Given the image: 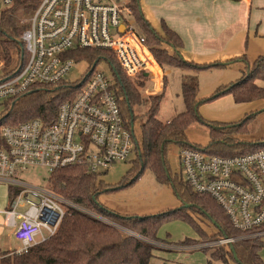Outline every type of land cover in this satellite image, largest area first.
Here are the masks:
<instances>
[{
	"label": "built area",
	"instance_id": "obj_1",
	"mask_svg": "<svg viewBox=\"0 0 264 264\" xmlns=\"http://www.w3.org/2000/svg\"><path fill=\"white\" fill-rule=\"evenodd\" d=\"M16 2L29 3L32 13L20 35L22 57L8 68L0 56V114L35 84L68 81L73 65L84 62L68 54L80 48L111 52L133 82L150 78L159 65L145 36L130 20L133 12L127 0H0V12ZM97 63L75 82L79 89L61 102L52 123L30 118L0 126V179L17 189L9 208L2 211L9 235L20 242L12 254L25 253L53 236L68 206L86 210L50 186L27 182L20 173L35 165L51 173L79 164L101 174L134 154V135L113 88L114 80L97 69ZM180 165L191 188L215 199L242 232L217 240L220 244L264 234V143L233 155L184 146Z\"/></svg>",
	"mask_w": 264,
	"mask_h": 264
},
{
	"label": "trees",
	"instance_id": "obj_2",
	"mask_svg": "<svg viewBox=\"0 0 264 264\" xmlns=\"http://www.w3.org/2000/svg\"><path fill=\"white\" fill-rule=\"evenodd\" d=\"M129 5L133 15L141 23L145 31V34H141L145 36L160 66L177 65L189 72L182 79L185 110L169 121L159 119L157 112L162 95L144 98L141 102L138 90L124 73L115 56L107 50L97 48L71 51L68 56L90 64L108 56L114 73L113 88L136 143L134 165L120 184L114 187L105 183L101 178L102 173L91 172L84 165L75 164L55 169L48 178L51 189L86 210L68 206L59 229L53 236L22 254L4 252L0 259L1 264H149L154 246L125 230L159 238V228L167 218L192 221L189 210L204 215L217 229L216 236L212 238L214 241L242 234L232 225L230 218L215 199L194 191L182 175L173 176L167 158L171 145L180 148L195 147L219 155H233L254 150L264 143V140L247 142L237 138L247 121L258 112L246 115L237 123L208 122L200 115L198 110L201 102L197 100L198 74L201 70L238 63L242 76L236 81L220 86L213 97L228 93L237 103L264 101V55H259L252 62L246 54L228 62L197 63L187 60L181 53L183 41L175 30L162 21L159 33L144 17L139 0H130ZM31 13L30 4L25 2H16L12 7L0 12V56L10 68L15 66L11 64L22 57L24 52L20 35L28 26L26 19ZM78 89L76 83L66 80L56 84H35L29 91L7 104L5 112L0 114V126L18 124L30 118H40L45 124H50L56 118L61 102L71 99ZM140 104L144 105L146 117L145 120L141 117L138 121L134 107ZM194 121L207 123L210 128V141L205 146L190 142L187 136V128ZM136 122L139 123L141 139H138L135 131ZM146 168H150L159 181L172 185L175 195L181 201L180 208L158 215H129L104 206L98 200L103 191L132 184ZM8 188L9 198H13L17 189L10 186ZM103 217L127 229L123 230L103 220ZM218 245L222 247L219 257L225 261L232 259L236 264H264L260 255V250L264 247L261 236Z\"/></svg>",
	"mask_w": 264,
	"mask_h": 264
},
{
	"label": "rangeland",
	"instance_id": "obj_3",
	"mask_svg": "<svg viewBox=\"0 0 264 264\" xmlns=\"http://www.w3.org/2000/svg\"><path fill=\"white\" fill-rule=\"evenodd\" d=\"M127 1L129 2L130 0ZM139 4L147 21L161 33L162 18H158L156 22L158 26H154L145 14L144 6L164 5L156 0H139ZM259 12L264 14V8H261ZM152 13L158 15V12L155 10ZM257 13L258 10L254 12V16ZM130 20L140 33L145 34L141 23L134 15L131 16ZM261 22H263L261 26L264 27V18L259 14L256 17V23L260 24ZM246 46H248V43H246ZM109 53L112 54L111 52ZM246 54L249 58L248 52ZM250 56H253V52H250ZM17 61L18 59L11 65L16 64ZM91 66L89 62L85 61L75 63L67 76L68 81L72 83L81 81ZM7 67L10 68V65ZM96 68L104 71L110 78L114 77L112 65L108 58L99 60ZM163 69L166 77L163 78L162 92L152 94L150 93L151 90L144 86L142 80H135L134 82L130 80L138 90L142 100L141 102H143L144 98L162 95L157 117L163 121H169L185 110V103L182 97V79L189 72L177 65L171 64H164ZM198 76L199 92L197 100L201 102L198 111L205 120L208 122L237 123L246 115L258 112L247 121L243 129L239 131L237 138L247 142L264 140V102L258 100L237 103L233 96L228 93L213 97L215 91L220 86L236 81L242 76V71L238 63L204 69L199 72ZM153 83L158 85L155 80L148 81V84H151V86ZM134 111L138 121L141 117L145 120L146 114L144 113L145 108L143 104L136 105ZM135 131L138 139H141L138 122L135 124ZM187 136L190 142L205 146L210 141V128L207 123L194 121L187 128ZM180 150L181 148L177 145H171L169 147L167 161L173 176L181 175ZM135 158L136 156L133 154L127 161L114 163L108 170L102 172L101 178L111 187L117 186L134 165ZM49 174L48 168L42 165L28 167V169L20 173L21 177L27 182L43 187L50 186L48 182ZM8 187V183L0 179L1 254L4 252L12 254L13 249L20 246V242L9 235V228L6 229L4 226L5 214L2 211L9 208L10 203ZM98 200L104 206L114 209L121 214H137L140 216L158 215L172 209L180 208L181 206V201L175 195L172 185L159 181L150 168H146L135 182L126 187L101 192ZM189 215L192 217L190 219L193 222L182 218H167L159 228V238L147 237L139 232L129 230L117 222L110 221V219L104 217L102 219L123 230L127 229L125 231L128 233L152 244L154 246L153 256L149 264H236L232 259L225 261L219 257V254L222 252V247L218 244L221 242L212 239L216 236L217 232V229L212 223L204 215L195 213L192 210H189ZM185 217L189 218L188 216ZM261 239L264 242V234L261 235ZM260 255L264 260V247L260 250Z\"/></svg>",
	"mask_w": 264,
	"mask_h": 264
},
{
	"label": "crops",
	"instance_id": "obj_4",
	"mask_svg": "<svg viewBox=\"0 0 264 264\" xmlns=\"http://www.w3.org/2000/svg\"><path fill=\"white\" fill-rule=\"evenodd\" d=\"M156 1L164 6H144L145 14L154 26H158L156 22L161 17L180 35L183 41L181 53L185 59L197 63L228 62L248 52L247 58L252 62L259 55H264L263 22L256 23L259 14L264 18V14L259 12L264 8V0ZM154 10L158 15L152 13ZM256 10L258 13L254 16ZM150 76L142 80L144 86L152 94L162 92L166 76L163 67L159 64ZM153 80L158 85L148 84Z\"/></svg>",
	"mask_w": 264,
	"mask_h": 264
},
{
	"label": "water",
	"instance_id": "obj_5",
	"mask_svg": "<svg viewBox=\"0 0 264 264\" xmlns=\"http://www.w3.org/2000/svg\"><path fill=\"white\" fill-rule=\"evenodd\" d=\"M122 28L124 27V26H121ZM189 205H191V204H189ZM231 248H232V250H234V248H233V246H231ZM236 256V255H235Z\"/></svg>",
	"mask_w": 264,
	"mask_h": 264
}]
</instances>
